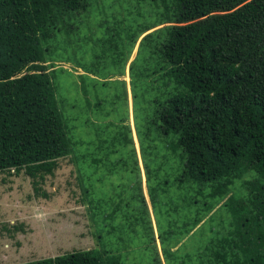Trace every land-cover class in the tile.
<instances>
[{"label": "trees", "instance_id": "16d2710c", "mask_svg": "<svg viewBox=\"0 0 264 264\" xmlns=\"http://www.w3.org/2000/svg\"><path fill=\"white\" fill-rule=\"evenodd\" d=\"M116 1L0 0V172L23 173L32 180L35 197L45 198L40 194V182L54 175L59 160L74 154L79 167L78 139L72 137L57 108L56 85L48 69L52 61L45 59L49 41L87 23L94 11L115 21L114 35L104 26L105 33L116 42L126 40L130 51L144 32L165 25L142 41L156 39L159 47L157 65L140 79L163 77L175 92L155 104L149 125L155 126L160 138L172 136L165 149L179 152V181L197 185V191L188 192L185 198L189 205L200 207L197 217H205L225 199L222 206L231 215L232 231L221 241L222 259L215 256L213 260L264 264V0H131V5ZM143 1L154 5L152 15L143 10ZM135 9L136 16L144 15V19L132 16ZM135 128L141 138L143 168L149 173L147 158L157 147L150 151L139 126ZM129 129L123 125L112 132L132 146ZM119 152L132 162L131 185L121 194L114 184L111 190L118 197L131 198L129 211L142 218L151 231V264H166L152 235L151 217L158 214L156 196L148 192L151 212L142 191L135 148L121 147ZM246 174L251 175L243 182L246 199L228 196ZM82 189L100 243L101 220L119 223L117 227L106 224L108 235L124 227V221L116 219L121 206L109 203L105 200L109 195L101 191L93 198L89 189ZM204 196L208 201L203 210L195 201ZM122 210L128 214L126 208ZM129 226L126 235L132 237ZM100 246L99 252L74 251L23 264H123L111 254L115 248ZM162 251L165 256L170 252L164 247Z\"/></svg>", "mask_w": 264, "mask_h": 264}, {"label": "rangeland", "instance_id": "374dc122", "mask_svg": "<svg viewBox=\"0 0 264 264\" xmlns=\"http://www.w3.org/2000/svg\"><path fill=\"white\" fill-rule=\"evenodd\" d=\"M111 1L101 0V3ZM120 2L129 4L132 1ZM142 6L143 10H148L147 16L152 15L153 4L143 1ZM137 11L135 9L132 16L144 19V15L136 16ZM95 14L88 17L87 23L72 27L67 35L59 34L56 40L49 41L47 46L50 51L45 55L47 61H52L49 62L52 67L48 69L56 85L57 108L71 129L72 137L78 139L79 167L74 154L59 160L54 175L40 182V194H45V198L43 195L35 197L32 180L23 173L0 172V264H23L74 251L99 252L102 250L100 245L115 248L111 254L123 264H151V231L144 227L142 218L129 211L133 205L131 198L118 197L111 190L114 184L118 187L116 192L121 194L131 185L133 174L129 167L132 162L119 151L121 147L129 149L132 146L138 161L142 191L151 212L148 192L152 191L157 199V218H151L152 235L160 257L166 264H219L213 258L222 259L221 241L232 231L228 222L231 215L222 206L225 199L205 217H197L200 207L189 205L185 200L187 195L197 191V185L179 181V152L165 149L173 141L172 136L160 138L161 134L155 126L149 125L155 104L166 101L175 92L163 77L150 78V81L140 79L152 70L153 65H157L159 47L156 39L142 41L165 25L144 32L135 40L130 51V43L126 40L122 38L121 42H116L115 38L105 33L104 26L112 33L117 30L115 21L108 18L110 16L98 18ZM119 14L126 17L122 11ZM81 75H88L90 80L79 77ZM123 125L130 128L132 146L124 144L119 140L121 136L117 138L113 133L114 129ZM135 125L142 131L143 139H147L150 151L157 147L151 158H147L149 173L143 168L139 146L141 138L136 134ZM250 178L251 175H243L228 196L236 194L241 200L246 199L248 193L243 190V182ZM82 186L89 189L93 198L101 191L109 195L105 200L121 206L116 219L123 220L124 227L108 235L106 224L117 227L119 223L111 219L105 221L104 218L101 220L104 231H101L100 243ZM205 200L208 201L204 196L195 203L204 210ZM123 208H126L127 215ZM199 219L201 222L193 227ZM128 226L127 231L132 237L126 235ZM163 247L170 250L166 256L163 255ZM227 259L229 261L230 257L227 256Z\"/></svg>", "mask_w": 264, "mask_h": 264}]
</instances>
